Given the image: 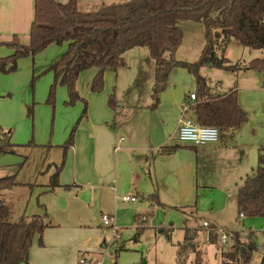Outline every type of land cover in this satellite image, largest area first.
I'll return each mask as SVG.
<instances>
[{"label":"rangeland","instance_id":"obj_1","mask_svg":"<svg viewBox=\"0 0 264 264\" xmlns=\"http://www.w3.org/2000/svg\"><path fill=\"white\" fill-rule=\"evenodd\" d=\"M16 1L24 6V0ZM100 6H93L87 11L96 10ZM177 26L183 30L184 38L175 57L180 61L194 63L205 46L206 27L203 23L188 20L179 21ZM3 37L11 39L12 36L8 34ZM18 37L22 44L30 43L29 35L20 33ZM6 47L0 49V54L4 52V57L14 53L10 47H7L10 50L5 49ZM135 50L134 53H128L125 59L128 66L119 70V89L114 93L115 101L119 105L123 104L120 110H134L137 114L142 110H153L155 61L148 59L147 47H137ZM142 51L147 57L143 64L146 78L138 86L132 77L141 69ZM263 52L244 47L239 41L232 39L226 57L230 63L242 68L252 60L263 57ZM47 60L48 53L40 51L35 55L19 58L17 68L12 72L0 71V127L4 132L0 138V147L6 151L16 148L18 153L0 154V177L19 171L17 180L21 183L6 191V203L14 220L23 215L47 213V220L57 226L48 233V241L45 240L44 231L39 255L41 264H81V259L91 264H195L197 254L202 264H228V259L238 262L242 251L235 248L243 247L244 250L254 237L243 243L241 235V243L237 245L236 242L235 248H232V245H224L220 241L216 231L218 228L210 229L212 234L218 236L217 244L210 243L208 228H204L191 230L192 236L197 233L190 239L191 243H185L188 227L203 228L204 219L210 220L211 226L216 227L217 224L219 228L223 227L228 231L241 229L247 232V236L255 233L257 250L249 264H261L264 217L241 218L236 202L238 188L257 168L258 149L264 144V74L245 69L233 72L210 66L200 69V74L208 79L211 97L237 89L239 102L249 114L248 120L235 134L229 131L224 136L221 132L219 142L205 147L195 149L186 146L185 142L176 137V142L184 147L177 157H172V164L180 163L188 168V172L182 180L176 177L175 185L165 196L166 201L155 190L150 194H143L144 184L135 191H127L128 178H123V174L127 172L129 176L131 168H138L140 163L138 157L133 159L132 151L118 155L117 182L116 155L110 151L104 160H100L99 165L106 173L104 195H98V192L94 195L90 185L86 187L78 182L79 187H73L71 191H58L57 195L45 197L47 195L43 192L44 188L38 186L50 183L48 163H62L64 156L61 147L69 140L73 131L75 138L82 121L85 109L82 99L87 102V110L90 107L89 100L81 95L78 87L81 100L73 105L68 103L67 87L60 84L56 86L54 100H50L54 73L46 70ZM116 76L115 74V78ZM123 80L127 82L126 86H120ZM197 85L194 73L185 67H177L171 73L166 93L161 94L160 99L167 108L173 106L174 102L182 108L186 98L191 93H196ZM62 86L65 89H61ZM110 93L109 101L113 94ZM9 137L15 148L9 145ZM126 138V134L119 133L116 146H124L126 142L122 139ZM24 160L25 164L22 163ZM189 166H192V178ZM73 177L71 171L68 174L71 184L74 183ZM110 187L118 188L117 193H113ZM115 195L116 200L113 198ZM126 195H135L138 199L136 202L123 201L122 198ZM195 211L198 213L197 218ZM103 214L115 218L118 231L104 225ZM71 217L73 220H69ZM37 242L40 245L38 235L36 244ZM179 252L186 256L182 263ZM222 255L226 258L225 262Z\"/></svg>","mask_w":264,"mask_h":264},{"label":"trees","instance_id":"obj_2","mask_svg":"<svg viewBox=\"0 0 264 264\" xmlns=\"http://www.w3.org/2000/svg\"><path fill=\"white\" fill-rule=\"evenodd\" d=\"M181 20L200 22L206 27L205 46L194 63L175 57L184 38L183 30L177 26ZM232 39L249 49L264 51V0H129L103 4L93 11L82 10L78 0L67 3L34 0L30 43L22 44L17 34L9 41L0 42V45L14 50L13 54L0 57V71L12 72L17 68L19 58L35 55L51 43L70 41L69 50L49 68L54 73L50 100H54L56 86L60 84L67 87L68 103L73 105L81 99L77 80L82 71L98 68L92 90L101 92L105 87L107 69L125 67L127 51L147 47L155 61L153 109L160 105V95L167 89L173 70L185 67L197 78V101L193 108L196 121L201 125L216 126L222 133H234L249 116L239 102L237 89L211 97L208 79L200 74L203 66L233 72L237 69L254 70L264 74V57L254 59L242 68L230 63L226 52ZM84 102L82 117L87 115V102ZM109 103L116 105L114 95ZM3 133L0 127V136ZM73 140L74 131L64 147ZM174 149L165 147L163 152L171 153ZM4 152L7 151L0 147V153ZM64 163L65 159L56 167L50 185L52 189L60 185L59 175ZM18 185L21 183L16 174L0 177V264H31L29 254L35 237L38 235L40 245L43 244L44 231L52 226L47 213L12 218L3 193ZM237 204L239 213L245 217H264V149L259 151L254 173L248 175L238 188ZM195 235L196 232L192 236L187 229L185 242L191 243L190 239ZM232 235L237 245L241 243L239 233ZM217 237L210 232L208 241L216 243ZM256 249V243L251 242L244 250L239 247L238 251H242L243 261L248 262ZM182 253L179 252L180 260ZM195 264H202L198 254ZM261 264H264V254Z\"/></svg>","mask_w":264,"mask_h":264},{"label":"crops","instance_id":"obj_3","mask_svg":"<svg viewBox=\"0 0 264 264\" xmlns=\"http://www.w3.org/2000/svg\"><path fill=\"white\" fill-rule=\"evenodd\" d=\"M13 1V2H12ZM61 3H67L69 0H55ZM129 0H78L79 7L84 10H91L93 6H99L102 4H113V3H122L127 2ZM24 6H21V2H17L16 0H0V42L9 41L13 38L15 34L25 33L30 37V29L31 24L34 19V0H24ZM200 23V22H198ZM10 34L11 39H4L6 36ZM66 43V44H65ZM61 45V46H57ZM5 46L0 45V49H4ZM70 47V41L63 42L62 44L51 43L48 47H46L42 51H46L48 53V60L46 63L47 71H50V66L58 60L63 54H65ZM139 48V47H138ZM10 50L9 48H5ZM137 47L127 51L125 53V59L128 53H134ZM13 50V49H12ZM4 51V50H3ZM149 57L148 59L153 60L151 57V53L148 49ZM136 53V52H135ZM139 54V52H137ZM143 59L142 65L139 72L133 75L132 79L136 81L137 85L140 86V83L145 81L146 75L143 72V64L144 61H147L146 54L142 51L140 52ZM13 54V53H12ZM264 54V52L262 53ZM148 55V54H147ZM1 57H4V52H1ZM264 57V56H263ZM261 57V58H263ZM126 61V60H125ZM140 63V61H138ZM153 63V62H152ZM155 63V62H154ZM247 64H245L246 66ZM127 62L126 66L127 67ZM122 67V68H125ZM114 69H107L105 71V89L101 92H95L92 90V83L94 77L98 73V68L93 67L86 69L81 72L78 80L77 87L79 92L83 97L89 100V110L88 116L82 117V121L80 123L79 129L76 132V136L73 140V143L64 147L65 143L62 145L63 156L65 159L64 167L62 168L59 175L60 185L51 188L52 176L56 171V167L59 165L58 163L52 161L48 163V169L50 173V183L46 184H38L36 186L44 188V194L48 197L49 195H57L58 191H71L73 187H79L78 182H82V186L90 185L93 188V194L95 195L98 192V195L105 194V180L104 175L106 173L102 171L99 162L100 160H104L108 153L111 151L112 154H115V181L117 182V177L119 173L118 167V155L119 154H128V152L132 151L133 159L139 158L138 168L134 166L130 170V174L128 176L127 172H124L123 178H128L127 186L128 190H136L141 187L142 184L145 185L144 192H149V194L155 190L161 196V199L166 201V195L169 194L170 188L175 185L176 177L182 180L185 178L188 168L186 166L179 164H172V157H177L179 151L184 147L181 143H177L175 138L178 136V128H179V119L183 115V107L181 108L180 104L173 103L169 108L165 107L164 102L161 100V105H159L156 109L153 110H142L139 113H134V110H120L123 107V104L120 105L116 102L115 106H111L109 103V92L113 93L114 99L116 100V90L119 89V72L121 71ZM120 70V71H119ZM123 70V69H122ZM53 72V71H52ZM115 74L117 75L115 78ZM123 78V73H120ZM127 82L123 80L120 86H126ZM114 88V89H113ZM168 88V87H167ZM61 89H65L64 86ZM167 90V89H166ZM165 90V91H166ZM64 91V90H62ZM163 91L162 94L166 93ZM110 95V97H111ZM81 100V99H80ZM84 101V99H82ZM189 101V97L186 98V102ZM197 101V100H196ZM195 102H191L190 109L185 113L186 116L195 118L194 106ZM185 102V103H186ZM184 106V105H183ZM80 111V110H78ZM246 124V123H245ZM245 124H243L239 129H241ZM256 127H253L255 129ZM238 129V130H239ZM236 130V131H238ZM234 132V134L236 133ZM120 134H126L127 138L122 139L126 144L122 147H117V137ZM229 133V132H226ZM224 133V136L225 134ZM180 141V139H179ZM8 143L15 148V144L11 142V137L8 138ZM213 144V143H209ZM195 146L189 143H186V146H194V148L205 147L208 146ZM53 147V146H50ZM167 147H175L174 151L171 153L163 152L164 148ZM264 149V144H261L259 147V151ZM123 152V153H121ZM18 154L16 148L12 151H7L0 154ZM259 153V152H258ZM26 160L22 162L25 164ZM21 163V164H22ZM20 164V163H18ZM17 164V165H18ZM45 164L41 167V172H43V168ZM21 168V167H20ZM189 174L192 178V166H189ZM73 172V181L71 184V179L68 178V174ZM17 171L15 174L18 176ZM122 178V179H123ZM85 180V181H84ZM145 181H149V183H145ZM85 184V185H84ZM126 183H124L125 185ZM177 185H180L176 182ZM87 187V186H86ZM111 188V187H110ZM13 189V188H12ZM9 189V190H12ZM118 188H111L113 193H117ZM147 190V191H146ZM8 191V190H6ZM6 191L3 193L4 198ZM139 194V191H137ZM117 195L113 196L114 200ZM135 196V195H134ZM138 197V196H136ZM138 199V198H137ZM160 199V200H161ZM151 200V197H149ZM161 200V201H162ZM137 201V200H136ZM134 201V202H136ZM151 202V201H150ZM237 203V202H236ZM237 210L239 213L238 204H236ZM45 208L46 206L43 205ZM198 213L195 211V218H197ZM240 216V213H239ZM241 217V216H240ZM245 218V217H244ZM69 220H73L71 217ZM207 221L206 219H204ZM203 220V222H204ZM218 218L215 220L217 222ZM116 221V220H115ZM188 219H186V222ZM209 226L203 228L196 227H188L191 230L197 229L203 230L204 228H208V233H210V229L219 228V225L216 227L211 226V221L209 220ZM57 227L56 225H52L45 230V240L48 241V233L50 231H54ZM212 227V228H211ZM264 230V229H263ZM198 231V230H197ZM239 233L240 236L243 237V243L250 239V237H254L253 241L256 243V234L252 233L251 236H247V232L244 230L231 229L229 231V239L226 243L221 242L224 245L230 244L232 248H235V239L233 237V233ZM264 232V231H262ZM197 233V232H196ZM191 235V234H190ZM221 239V236L219 235ZM234 241V242H233ZM241 241V240H240ZM187 243V242H185ZM213 244H217L213 243ZM257 246V243H256ZM40 247V248H38ZM41 245L36 244V237L33 241V245L29 254V262L31 264H41L39 259V255L41 253ZM238 251V248H235ZM235 250V251H236ZM257 250V249H256ZM182 260L185 259V254L182 253ZM264 251L260 253V259L262 258ZM223 261L225 262V256H223ZM242 258V257H241ZM239 259L238 262L228 259V264H249L253 258V254L248 262L243 261V259Z\"/></svg>","mask_w":264,"mask_h":264},{"label":"built area","instance_id":"obj_4","mask_svg":"<svg viewBox=\"0 0 264 264\" xmlns=\"http://www.w3.org/2000/svg\"><path fill=\"white\" fill-rule=\"evenodd\" d=\"M197 100L196 93H191L189 95V101L186 102L183 106V115L179 119V128H178V136L180 141L189 143L195 146H204L209 143L219 142L221 139V130L216 126H208L201 125L192 117L186 116L185 113L190 109L191 102H195ZM1 138V136H0ZM123 201L126 202H134L137 200V197L134 195H126L123 198ZM241 218H244V214H240ZM102 221L104 225L109 227H114L115 231H118V227L115 224V218L109 216L108 214L102 215ZM204 227L209 226L208 221L203 222ZM221 236V241L226 243L229 239V231L220 227L216 230ZM264 231V230H263ZM81 264H91V262L81 259Z\"/></svg>","mask_w":264,"mask_h":264}]
</instances>
